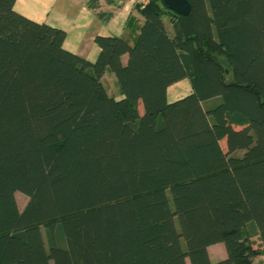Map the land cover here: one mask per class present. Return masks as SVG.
Returning a JSON list of instances; mask_svg holds the SVG:
<instances>
[{
	"label": "trees",
	"instance_id": "obj_1",
	"mask_svg": "<svg viewBox=\"0 0 264 264\" xmlns=\"http://www.w3.org/2000/svg\"><path fill=\"white\" fill-rule=\"evenodd\" d=\"M187 1L134 6V43L96 36L90 63L0 0V264L264 256V0Z\"/></svg>",
	"mask_w": 264,
	"mask_h": 264
},
{
	"label": "crops",
	"instance_id": "obj_2",
	"mask_svg": "<svg viewBox=\"0 0 264 264\" xmlns=\"http://www.w3.org/2000/svg\"><path fill=\"white\" fill-rule=\"evenodd\" d=\"M55 1L44 2L34 10L26 7V0H16L14 10L25 18L39 24L61 29L65 32L66 38L63 48L75 54L84 60L93 63L99 49L94 42L96 36H114L124 39L129 45H132L143 23V19L138 10L129 0H64L63 5L58 6ZM57 5V8H56ZM101 14V17L98 15ZM165 20V19H164ZM165 25L169 28L167 20ZM127 56L122 57V62L126 63ZM112 78L115 86L116 82L111 73L106 72L103 76V84L107 93L115 99H120L121 94L116 87L115 91H109L104 83L105 77ZM182 82V81H181ZM173 84L167 90L168 102L176 101L187 94H175L172 91ZM256 245H259L257 237L252 239ZM208 255L212 262H217L225 258L226 253L222 244H216L208 247ZM256 264H264V256L254 260Z\"/></svg>",
	"mask_w": 264,
	"mask_h": 264
},
{
	"label": "rangeland",
	"instance_id": "obj_3",
	"mask_svg": "<svg viewBox=\"0 0 264 264\" xmlns=\"http://www.w3.org/2000/svg\"><path fill=\"white\" fill-rule=\"evenodd\" d=\"M49 1L50 0H26V7L34 10L37 6L40 7V5L43 4L44 2L47 5V3H49ZM63 1L64 0H58L55 2L58 6H60V4L63 5ZM71 1H72V3H75V0H71ZM57 5H56V8H57ZM104 83H105L106 88L110 92L116 90L117 86H115L112 78L106 76ZM172 91H177V92H173L175 94L186 93L187 91H189L188 82L186 80H183L182 82H180L176 86H173ZM140 112H141V107H140ZM15 200H16V204H17L18 209L21 211L27 203V198L20 193H15Z\"/></svg>",
	"mask_w": 264,
	"mask_h": 264
},
{
	"label": "water",
	"instance_id": "obj_4",
	"mask_svg": "<svg viewBox=\"0 0 264 264\" xmlns=\"http://www.w3.org/2000/svg\"><path fill=\"white\" fill-rule=\"evenodd\" d=\"M166 10L180 17H186L190 13V4L187 0H161Z\"/></svg>",
	"mask_w": 264,
	"mask_h": 264
},
{
	"label": "built area",
	"instance_id": "obj_5",
	"mask_svg": "<svg viewBox=\"0 0 264 264\" xmlns=\"http://www.w3.org/2000/svg\"><path fill=\"white\" fill-rule=\"evenodd\" d=\"M133 6H144L146 5L150 0H129Z\"/></svg>",
	"mask_w": 264,
	"mask_h": 264
}]
</instances>
